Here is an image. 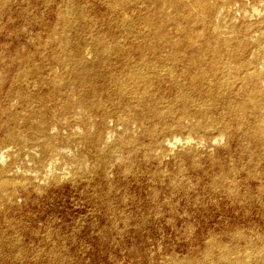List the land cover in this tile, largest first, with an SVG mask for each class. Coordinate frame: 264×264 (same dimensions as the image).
Masks as SVG:
<instances>
[{"label": "rangeland", "instance_id": "obj_1", "mask_svg": "<svg viewBox=\"0 0 264 264\" xmlns=\"http://www.w3.org/2000/svg\"><path fill=\"white\" fill-rule=\"evenodd\" d=\"M75 1L85 17L70 42L88 63L99 62L98 40L115 52L96 82L105 109L82 106L76 94L64 107L59 89L67 80L55 37L64 1L0 4V264H212L222 247L264 251V145L247 141L227 115V130L194 132L199 120L193 112L180 115L166 73L148 93L139 86L126 110L117 81L140 59L146 30L130 25L150 11L151 0H121L124 8L114 13L100 0ZM187 1L195 13L198 1ZM209 3L218 26L210 32L249 41L235 70L241 77L263 72L264 51L255 42L264 48V0ZM166 36H177L173 26ZM173 51L182 57L178 80L186 82L194 71L187 68L191 50L163 41L158 61L167 63ZM258 86L264 91L263 77ZM257 92L244 83L229 95L250 102ZM263 102L251 106L250 120L264 117ZM223 110L211 112L220 119Z\"/></svg>", "mask_w": 264, "mask_h": 264}, {"label": "bare ground", "instance_id": "obj_2", "mask_svg": "<svg viewBox=\"0 0 264 264\" xmlns=\"http://www.w3.org/2000/svg\"><path fill=\"white\" fill-rule=\"evenodd\" d=\"M51 1L53 0H45L46 3ZM62 1H64L62 13L65 15V20L60 33L55 37H57L58 50L63 53L61 63L65 69L67 80L66 86L59 89L64 107L69 109V95L76 94L78 102L82 106L90 110L105 109V101L100 99L96 93V82L103 75L102 66L104 62L115 52L111 49L107 39L98 40L95 42V50L99 56V62L95 64L86 62L79 47L73 45L69 40L70 34L75 32V36L80 33L79 29L76 28V22L84 19L85 12L79 1ZM100 1L106 3L108 11L111 13L124 8L121 0ZM197 1L198 10L195 13H189L187 0H151L150 11L130 25L132 31L142 26L146 33L137 46L140 59L124 66L121 78L117 81L116 94L125 104L124 108L129 110L132 101L139 95V86L143 85V92L148 93L153 81L160 78L159 74L166 73L174 82L176 90L174 102L178 106L180 115L183 117L193 112L199 120L192 127L194 132H204L208 127L215 126L227 130L229 123L224 117L227 115L235 119L238 129L245 133L247 141L253 140L264 145V117H253L250 120L248 115L251 106H256L257 101H264V91L260 90L258 86L260 77L264 78V71L241 77L239 72L235 70L236 58L249 45L248 39L244 34L240 39L235 40L232 37L222 38L219 36L220 33L217 35L210 32V28L214 25V8L210 5L209 0ZM14 2L15 0H0L2 7L10 6ZM169 26L174 27L177 36L166 40V28ZM214 27L217 28L218 26L214 25ZM163 41L172 48L183 46L191 50L192 56L187 68H193L194 71L189 75L186 82L178 80L175 70V66L182 58L178 51L170 53L167 63L158 61L163 56ZM255 44L259 50L264 51L260 40L256 41ZM197 57L199 59L205 58L207 61L197 63ZM34 73L39 75L40 70L35 69ZM20 75L24 79L27 73L22 70ZM208 83L210 87L204 89V85ZM244 83L252 84L258 91L256 101L243 100L237 103L230 97V91L237 84ZM203 92L204 98H196L195 93L201 94ZM220 106H223L224 110L223 113H220L223 116L219 119L218 116L212 114L211 109H217ZM165 117L166 114L162 115V118ZM142 120L147 125L146 128L150 127L148 124L149 116L145 115ZM190 140L192 139L190 138ZM176 264L184 263L178 262ZM212 264H264V251L255 246L242 251L233 247H222L216 261Z\"/></svg>", "mask_w": 264, "mask_h": 264}]
</instances>
